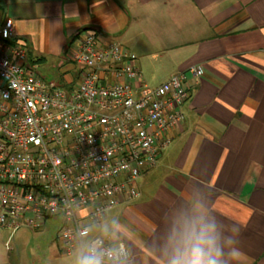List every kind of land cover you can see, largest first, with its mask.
Listing matches in <instances>:
<instances>
[{
	"label": "crops",
	"instance_id": "crops-1",
	"mask_svg": "<svg viewBox=\"0 0 264 264\" xmlns=\"http://www.w3.org/2000/svg\"><path fill=\"white\" fill-rule=\"evenodd\" d=\"M4 19L29 61L48 68L39 74L64 88L78 80L68 49L81 30L135 54L151 87L203 69L186 72L184 119L139 197L91 224L89 237L122 239L129 251L99 264H170L193 226L212 239L218 264H264V0H0ZM56 218L35 231L0 229V264H81L86 248L65 254L61 225L48 243L40 237Z\"/></svg>",
	"mask_w": 264,
	"mask_h": 264
},
{
	"label": "built area",
	"instance_id": "built-area-1",
	"mask_svg": "<svg viewBox=\"0 0 264 264\" xmlns=\"http://www.w3.org/2000/svg\"><path fill=\"white\" fill-rule=\"evenodd\" d=\"M68 59L78 80L64 88L29 61L13 21H0V229L35 231L60 217L65 254L86 248L85 257L120 263L125 241L89 237L91 224L139 197V181L184 119L186 72L203 69L190 65L151 87L135 54L93 30L78 33Z\"/></svg>",
	"mask_w": 264,
	"mask_h": 264
},
{
	"label": "clouds",
	"instance_id": "clouds-1",
	"mask_svg": "<svg viewBox=\"0 0 264 264\" xmlns=\"http://www.w3.org/2000/svg\"><path fill=\"white\" fill-rule=\"evenodd\" d=\"M235 228L238 233L239 228L237 226ZM181 243L183 247L177 249L170 264H218V260L212 255L213 241L206 235L204 229L197 232L193 226ZM234 254H237L236 249H234ZM220 255H223L222 251ZM81 264H99V259L94 255L86 256L82 259Z\"/></svg>",
	"mask_w": 264,
	"mask_h": 264
},
{
	"label": "rangeland",
	"instance_id": "rangeland-1",
	"mask_svg": "<svg viewBox=\"0 0 264 264\" xmlns=\"http://www.w3.org/2000/svg\"><path fill=\"white\" fill-rule=\"evenodd\" d=\"M45 67L44 66H37V70L40 72V73H42L43 74V72L44 71H46V70H48V68L46 67L45 69H44ZM60 225H61V218L60 217H57L55 220H51V221H49L48 223H47V228H46V230H44V232H43V235H41L40 237L42 238V239H44V240H48L47 241V243L49 242V241H51L52 240V238H54L55 237V235H56V231H57V229L60 227ZM15 233V232H14ZM13 234V233H12ZM40 238V239H41Z\"/></svg>",
	"mask_w": 264,
	"mask_h": 264
}]
</instances>
